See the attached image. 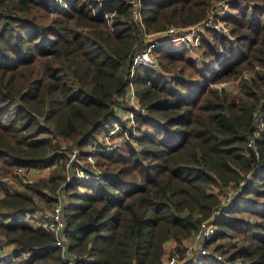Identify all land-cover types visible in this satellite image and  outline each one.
I'll use <instances>...</instances> for the list:
<instances>
[{"label": "trees", "instance_id": "trees-1", "mask_svg": "<svg viewBox=\"0 0 264 264\" xmlns=\"http://www.w3.org/2000/svg\"><path fill=\"white\" fill-rule=\"evenodd\" d=\"M64 1L52 14L49 0H0V172L23 185L0 179V217L42 209L38 199L57 202L62 190L75 264H162L166 242L182 253L224 189L236 187L206 242L224 260L186 264H264V127L256 133L259 113L264 122V0L233 5L226 20L236 49L208 29L202 67L187 47L162 46L159 69L139 65L133 77L144 40L130 4ZM214 1L143 0V21L149 31L194 24ZM112 10L111 27L102 14ZM131 85L146 108L136 115L138 135L98 152L95 168L105 169L79 191L75 179L66 181L69 153L81 148L90 170L86 147L122 120ZM53 242V232L33 222H0V264H62Z\"/></svg>", "mask_w": 264, "mask_h": 264}, {"label": "built area", "instance_id": "built-area-1", "mask_svg": "<svg viewBox=\"0 0 264 264\" xmlns=\"http://www.w3.org/2000/svg\"><path fill=\"white\" fill-rule=\"evenodd\" d=\"M51 3V0H49ZM64 3H63V2ZM100 7L104 6L109 0H97ZM131 6V15L133 21L141 28L143 36V44L135 52L131 65H130V76L133 77L134 70L139 65H145L153 69H159L156 49L162 46H171L173 48L187 47L189 49L198 47L201 40L206 37L208 29H213L222 35L231 36L230 28L227 27L226 19L227 16L232 13L233 5L236 3L248 4V0H215L212 2L208 9L206 17L202 20L185 26L169 25L164 29L149 31L147 30L143 21V0H126ZM90 2V1H89ZM88 3L92 12L97 14V7L91 3ZM67 3V2H66ZM66 3L64 0H59L58 3L54 4L56 7L51 13H57L60 9H65ZM52 4V3H51ZM64 6H63V5ZM116 13L115 10L110 12H104V16L108 24L112 27L113 16ZM225 48L236 49L237 46L232 41H227ZM131 94L127 96V99L131 105L130 109L127 110L126 119L121 123L120 126L115 129H109L108 133H105L108 137H118L120 140L118 144L113 145L107 138L95 139L86 147L88 155L86 161L90 163V170L86 169L85 161L80 158L81 148L74 147L69 153V161L67 162L68 172L66 174V181L75 179L78 183H82L84 180L101 175L98 168H95L97 162L96 154L98 152H109L110 149L116 148L122 142L131 140L132 137L138 135V123L136 121V115L139 113H146V108L138 101L137 95L133 86L131 85ZM264 127L263 116L259 113L258 128L256 133L259 134L261 129ZM252 142L250 143V145ZM108 145V146H107ZM114 148V149H115ZM28 169L19 167L17 171L26 173ZM32 171H37L35 168ZM39 171V170H38ZM78 173L77 177H74ZM250 175L241 182L246 184L249 181ZM86 178V179H85ZM84 179V180H83ZM239 193V189L236 187L225 188L222 194V204L219 206L211 217L202 221L199 228L192 237L191 245L187 246L182 251V256H172L171 259L165 261L163 259L162 264H184L201 256H207L217 260H224V256L218 251L211 250L206 246V242L210 240L218 229V226L214 223V219L223 210L228 207L229 202ZM53 205L49 211H42L37 209L31 213L18 214L11 217H0V222L14 223L17 221H30L35 223L37 226L51 230L54 234L53 245L61 248L62 264H75V256L68 252L67 242V219L65 212L66 196L65 192L60 190L57 196V202Z\"/></svg>", "mask_w": 264, "mask_h": 264}, {"label": "rangeland", "instance_id": "rangeland-1", "mask_svg": "<svg viewBox=\"0 0 264 264\" xmlns=\"http://www.w3.org/2000/svg\"><path fill=\"white\" fill-rule=\"evenodd\" d=\"M59 2V0H51V3L52 4H56V3H58ZM63 2V1H62ZM250 3V1H248V4ZM242 4V3H241ZM63 5V4H62ZM242 5H247V4H242ZM64 6V5H63ZM64 7H66V6H64ZM52 14H55V13H52ZM227 21V20H226ZM226 25H227V27H229L230 28V33H231V26L229 25V23H228V21H227V23H226ZM232 37H231V41H232V43H235V37H234V35H231ZM236 44V43H235ZM199 47V48H198ZM197 47V49L194 51V49L192 48V49H188V51H189V55H191V56H195L194 58L196 59V61H197V63H198V65L200 66V67H202L201 65H202V62L199 60V59H203L202 57H201V52H202V48H200V46H198ZM220 47H222L221 45H220ZM157 56V61H158V55H156ZM236 82H238V81H236V80H234L233 82H232V80H227V81H225L224 82V85L225 86H227V87H231V88H233V90H236L237 89V87L235 86V83ZM234 84V85H233ZM130 107L131 106H128V108H126V110H122V111H120V115H121V117H122V120L120 119L118 122H115V123H113V125H111V126H106V128H101L99 131H98V133H97V135H96V137H97V139H104V138H107L110 142H112L113 143V145H115V144H118L119 143V139H118V137H108V136H106L105 135V133H108L111 129H115L116 127H118V126H120L121 125V123L122 122H124V119H126V116H127V110L128 109H130ZM110 129V130H109ZM108 146V145H107ZM115 148V147H114ZM113 148V149H114ZM113 149H110L109 150V152L107 151V153H111L112 151H113ZM55 168H58L59 170H60V168L59 167H57V166H55ZM104 169L105 168H102V171H104ZM50 170V169H49ZM49 170L47 169V170H45L43 173L44 174H47L48 172H49ZM41 174V173H40ZM39 175V174H38ZM78 176V173L74 176V177H77ZM0 179H3V180H6L7 182H9L11 185H13V186H11V188H14V189H22L23 188V185L21 184V182H20V179L16 176H12V175H9V174H7V173H3V172H0ZM76 179V178H75ZM86 179V178H85ZM90 179V178H89ZM77 180V179H76ZM84 180V179H83ZM88 179H86V180H84L83 182H85V181H87ZM72 181V180H71ZM77 182V181H76ZM83 182L81 183L80 182V185L78 186V190L79 191H84L85 190V186H84V184H83ZM218 191V189H216V192ZM66 200L67 201H70V199L69 198H67V196H66ZM38 201H39V203H40V205H41V207H42V211H49V210H51L54 206L53 205H55L56 203H55V201H52V203L51 204H46V203H44V201L43 200H41V199H38ZM76 203H80V199H78V200H76ZM53 206V207H52ZM192 238L190 239V240H188L186 243H184V245H182V249L183 250H185L186 249V247L187 246H189V245H191L190 243L192 242ZM174 241V240H173ZM227 242V240H224V242L223 243H226ZM176 242H175V244H174V242H172V244H169V245H167V248H166V253H165V255H164V258L163 259H165V261H168L169 259H171V257L174 255V256H177V257H180V256H182V254L179 252V251H176V250H174V248L176 247ZM175 264V263H174ZM184 264H186V263H184Z\"/></svg>", "mask_w": 264, "mask_h": 264}, {"label": "crops", "instance_id": "crops-1", "mask_svg": "<svg viewBox=\"0 0 264 264\" xmlns=\"http://www.w3.org/2000/svg\"><path fill=\"white\" fill-rule=\"evenodd\" d=\"M198 48H199V47H198ZM188 49H189V48H188ZM191 49H192V48H191ZM193 49H194V51H195V50L197 49V47H195V48H193ZM193 57H195V56H193ZM201 57H202V52H201ZM199 60L202 62L204 59H199ZM120 111H122V109H120L119 112H120ZM242 200H244V199H242ZM191 238H192V237H191ZM191 238H189L188 240H190ZM188 240H187V241H188ZM187 241H186V242H187ZM172 242H174V244H175V241H173V240H169V241H167V242H166V248H167V245L172 244Z\"/></svg>", "mask_w": 264, "mask_h": 264}]
</instances>
